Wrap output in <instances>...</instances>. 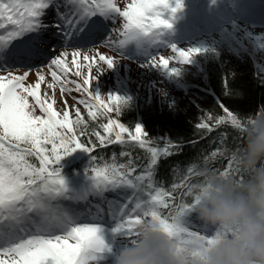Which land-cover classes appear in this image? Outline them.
I'll return each instance as SVG.
<instances>
[{"label":"snow or ice","instance_id":"obj_1","mask_svg":"<svg viewBox=\"0 0 264 264\" xmlns=\"http://www.w3.org/2000/svg\"><path fill=\"white\" fill-rule=\"evenodd\" d=\"M181 6L182 0H176L175 7L169 0H131L123 7L116 0H0V29L3 30L0 34V264H113L116 251L136 239L138 226L145 219L181 243L211 241L226 231L224 226L206 221L203 228H193L198 191L210 172L244 178L238 159L251 117L225 107L227 115L219 117L216 124L230 121L240 134L238 143L224 149L229 155L227 166L222 170L205 166L198 173L204 176L203 181L193 183L186 175L179 184L169 188L158 186L162 182L155 178V165L160 156L178 151L177 142L169 140L163 149L150 148L151 158L144 165L146 170L137 172L131 161L118 162L116 153L109 160L93 155V150L98 146L96 140L103 145L113 143V139L121 144L138 142L148 148L151 141L143 138L146 135L143 125L136 123L133 133L120 120L108 116L107 123L101 127L108 133L114 132L113 138L89 129L79 107L73 118L66 96L62 111L54 107L57 84L61 95L73 91L69 85L75 84L76 91L96 101L93 105L80 96L75 97L85 104L93 119L106 115L110 108L121 111L129 98L109 93L115 103L100 99L101 93L93 90L90 72L81 71L83 66L77 62L81 49H71L69 62L67 47L49 48L52 43L49 28L55 27L51 35H60L66 46L89 43L106 32L108 37L101 43H111L114 33H122L127 40L138 43L151 42L159 40L164 29L171 25L164 11L172 8L174 12ZM50 8L56 13L52 25L44 19ZM119 16L124 18L121 28L109 30V22ZM119 43L122 45L125 40ZM170 47L177 55H161L158 60L150 56L149 60L173 73L178 68L169 64L170 59L186 62L203 51L195 46L180 48L171 44ZM82 55L88 61L89 70L93 64L102 69L100 61L108 66L115 61L104 53L98 57ZM70 63L76 64V73L83 80H71ZM33 68L36 80L25 83ZM48 70H51L52 79L48 84L52 92L42 94L40 85ZM230 91L226 89V93ZM29 95L34 99L30 101ZM201 126L209 131L214 127ZM125 132L127 136L123 135ZM75 149L88 153V163L83 181L73 186L58 162ZM220 151L217 149L214 154ZM98 160L101 162L97 163ZM197 169L194 163L187 172L190 175ZM109 189L121 192L123 198L108 200L107 211L99 203H89L91 194L103 196ZM87 220L94 222H80Z\"/></svg>","mask_w":264,"mask_h":264},{"label":"trees","instance_id":"obj_2","mask_svg":"<svg viewBox=\"0 0 264 264\" xmlns=\"http://www.w3.org/2000/svg\"><path fill=\"white\" fill-rule=\"evenodd\" d=\"M195 61L199 70L195 72L196 80L188 84L187 89L203 103V113L210 118L208 123L215 121L211 124L214 126L211 131L206 126H197L190 122L186 117L188 110L174 101L161 104L153 99L137 101L126 96L129 98L128 103L119 112L112 110V114L129 130L139 119L144 127L146 140L151 141L148 148L138 142L121 144L113 141L111 144L100 145L96 140L98 146L93 150V155L110 160L112 154L116 153L118 162L131 161V166L138 172L148 162L149 159H145L146 152L152 148V141H157L156 133H160L167 136L165 143L161 145L164 147L169 140L175 141L178 151L172 150L167 156L158 158L155 178L162 182L158 186L170 188L174 183L179 184L186 175L193 183L203 181L204 176L198 174L200 169L207 166L222 170L226 167L229 155L224 149H231L238 143L240 134L230 121H221L220 124H216V121L227 115L225 107L244 116L254 114L259 106L264 105V70L261 74L246 51L243 50L241 56H236L218 42L196 53ZM226 89L231 91L226 93ZM112 103L115 102L110 101ZM93 110H96L95 107ZM83 119L87 121L89 129H95L104 136H113V133H108L101 127L107 122L106 115H98L93 119L88 112ZM217 149L221 151L214 154ZM87 163L88 153L74 161L70 165L72 168H68L76 173H84ZM194 163L198 165L197 172L189 175L187 169Z\"/></svg>","mask_w":264,"mask_h":264},{"label":"rangeland","instance_id":"obj_3","mask_svg":"<svg viewBox=\"0 0 264 264\" xmlns=\"http://www.w3.org/2000/svg\"><path fill=\"white\" fill-rule=\"evenodd\" d=\"M116 2L121 7H123L131 3V0H116ZM169 2L172 7H175L176 0H169ZM211 2L212 0H182L181 7L175 8L174 12L172 11V8L166 9L163 14L166 18L170 19L171 23H179L181 22V19H184L187 11L191 12L198 9L206 12L207 7H214L211 6ZM234 3L236 6L233 8L236 10L239 9V11L232 13L229 12L232 14V17H234L233 20H229L225 15H223V13H218L219 10L217 9L213 12V16L209 15V18L203 22L205 29L197 30L202 32L198 33L197 35H190L195 30L192 29L194 26L199 28H201V26L198 22L195 23L196 25L190 22L184 23L183 29L187 30V34L173 37L170 45L175 44L180 48H188L193 46L204 47L207 45V43L213 42L217 39H224L228 42H231V35L239 38L240 41H246L248 44H251L250 40L246 38L251 37L254 41L253 43L256 45L257 50H259L264 56V21L262 20L264 15L261 14L262 12L259 13L258 11L264 10V3L259 2L258 0H235ZM258 16L260 19H258ZM123 23L124 18L119 16L115 21L109 23L111 27L108 28L109 30L114 27L120 29ZM166 32L167 31H165L164 34L167 37H170ZM102 37L107 39L108 33L104 34ZM119 38H122L123 40L125 39L122 33H114L112 40L116 44ZM65 47H67L69 50V56L67 57L69 62H71V49L74 47H79L82 54L88 53L90 57H98L100 53H104L115 58V61L111 66H108L105 62L100 61L102 69L93 64L92 69L89 70L87 67L88 61L83 59V55L81 54L77 57V62L83 66L81 71H83L85 74H89L90 72L93 90L101 93L100 99L109 101L111 99L108 95L109 93H119L122 96H131L138 101L153 99L157 100V103L159 102L161 104L174 101L179 105L187 107L186 109L189 112L188 118H190V120L196 124L205 123V121L210 119L204 115V107L200 105L201 103L197 101L196 97L190 92H184V85L182 81L184 80V83L188 82L191 84L193 80H196L195 72H197L198 69L193 58L186 62L176 59L169 60V64L171 66L177 67V73L183 77L182 81L179 78L177 81L174 77L163 73L170 72L168 69L150 62L148 53L150 50H154V47L150 46V42L147 40L140 43L135 40H128L124 44V50L122 51L114 46H111V44L101 43L98 39L86 44L64 45L59 47V50H63ZM167 49H170L173 53L169 54V52H167L165 49L163 51L155 50V52H153V56H155V58L158 60L161 55L169 57L177 55V53H175L171 47ZM260 52L254 53V56L258 61L261 57ZM15 69L16 66L13 67V70ZM70 69L71 70L69 71L68 76L71 78V80H83V77L77 75L76 73L75 63H70ZM160 69L165 71L162 72ZM48 71L49 72H46L45 74L44 81H42L40 85L42 94L45 91H47L49 94L52 92V89L48 84V81L52 79L51 70ZM34 72L35 68H33V73L25 78V83H34L36 80ZM69 86L73 89V91L65 92L63 95H61L59 85L57 84L55 88L56 99L54 107H56L58 111H62L64 107L63 100L66 96L69 111L73 118L76 116L75 109L77 107L80 108L81 115L83 117L86 116L89 112V109L85 107L84 103H81L75 97L80 96L83 99L90 101L92 104H96L97 102L93 101L91 97H88L86 93L76 91L75 84H70ZM29 99L31 101L34 98L29 95ZM36 111L37 114H40L38 106H36ZM108 114L109 116L114 117L110 111ZM96 196L99 197L98 195ZM95 201L96 202L94 204H100L99 201H101V199L96 198ZM205 223L206 222L201 219L198 222H192V226L194 229H200L203 228Z\"/></svg>","mask_w":264,"mask_h":264},{"label":"clouds","instance_id":"obj_4","mask_svg":"<svg viewBox=\"0 0 264 264\" xmlns=\"http://www.w3.org/2000/svg\"><path fill=\"white\" fill-rule=\"evenodd\" d=\"M248 116L238 159L244 178L210 172L198 191L196 215L226 231L211 241L181 243L145 219L113 264H264V105Z\"/></svg>","mask_w":264,"mask_h":264},{"label":"bare ground","instance_id":"obj_5","mask_svg":"<svg viewBox=\"0 0 264 264\" xmlns=\"http://www.w3.org/2000/svg\"><path fill=\"white\" fill-rule=\"evenodd\" d=\"M51 18H54V17H51ZM169 53L172 54L173 52H171V50H169ZM162 71V70H161Z\"/></svg>","mask_w":264,"mask_h":264}]
</instances>
